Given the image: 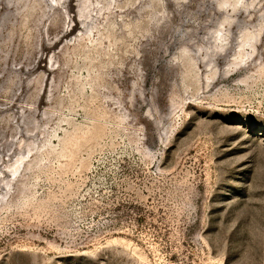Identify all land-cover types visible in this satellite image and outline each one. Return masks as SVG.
Returning <instances> with one entry per match:
<instances>
[{
	"label": "rangeland",
	"instance_id": "374dc122",
	"mask_svg": "<svg viewBox=\"0 0 264 264\" xmlns=\"http://www.w3.org/2000/svg\"><path fill=\"white\" fill-rule=\"evenodd\" d=\"M0 264H264V0H0Z\"/></svg>",
	"mask_w": 264,
	"mask_h": 264
},
{
	"label": "bare ground",
	"instance_id": "6f19581e",
	"mask_svg": "<svg viewBox=\"0 0 264 264\" xmlns=\"http://www.w3.org/2000/svg\"><path fill=\"white\" fill-rule=\"evenodd\" d=\"M78 21V20H77ZM67 36V32L63 35V37H66ZM59 41H60V39H59ZM59 41L57 40V41H55L54 43H53V45L51 46V47H48V48H53V47H55L58 43H59ZM41 46V45H40ZM44 52V51H43ZM7 65H9L8 63H7ZM8 71H9V73L12 71L11 70V68L10 67H8Z\"/></svg>",
	"mask_w": 264,
	"mask_h": 264
}]
</instances>
